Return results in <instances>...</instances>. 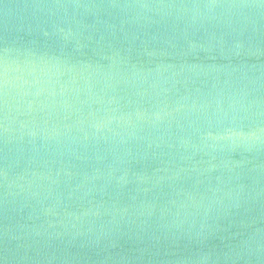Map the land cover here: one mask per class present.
<instances>
[{"label":"water","instance_id":"1","mask_svg":"<svg viewBox=\"0 0 264 264\" xmlns=\"http://www.w3.org/2000/svg\"><path fill=\"white\" fill-rule=\"evenodd\" d=\"M0 264H264V0H0Z\"/></svg>","mask_w":264,"mask_h":264}]
</instances>
